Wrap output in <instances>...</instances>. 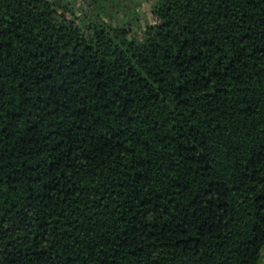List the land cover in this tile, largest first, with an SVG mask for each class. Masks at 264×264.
Here are the masks:
<instances>
[{"label": "trees", "instance_id": "obj_1", "mask_svg": "<svg viewBox=\"0 0 264 264\" xmlns=\"http://www.w3.org/2000/svg\"><path fill=\"white\" fill-rule=\"evenodd\" d=\"M0 264H264V0H0Z\"/></svg>", "mask_w": 264, "mask_h": 264}, {"label": "rangeland", "instance_id": "obj_2", "mask_svg": "<svg viewBox=\"0 0 264 264\" xmlns=\"http://www.w3.org/2000/svg\"><path fill=\"white\" fill-rule=\"evenodd\" d=\"M141 8H142L141 9L142 15L144 16V17L143 16L141 17V19H142L141 22L144 25L145 19H147L148 21H151L152 18L149 14V5L147 3H143Z\"/></svg>", "mask_w": 264, "mask_h": 264}]
</instances>
